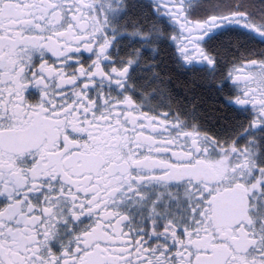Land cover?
<instances>
[{
    "label": "snow or ice",
    "instance_id": "snow-or-ice-1",
    "mask_svg": "<svg viewBox=\"0 0 264 264\" xmlns=\"http://www.w3.org/2000/svg\"><path fill=\"white\" fill-rule=\"evenodd\" d=\"M0 264H264V0H0Z\"/></svg>",
    "mask_w": 264,
    "mask_h": 264
}]
</instances>
